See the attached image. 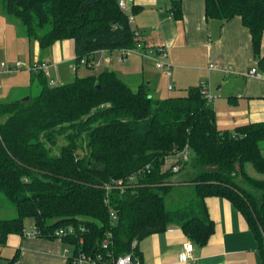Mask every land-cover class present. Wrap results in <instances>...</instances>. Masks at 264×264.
<instances>
[{
	"label": "trees",
	"instance_id": "16d2710c",
	"mask_svg": "<svg viewBox=\"0 0 264 264\" xmlns=\"http://www.w3.org/2000/svg\"><path fill=\"white\" fill-rule=\"evenodd\" d=\"M0 5L41 50L74 40L75 63L97 51L143 42L118 0H0ZM170 12L182 19L179 0ZM205 15L222 23L240 17L264 72V0H205ZM186 92L156 98L147 83L133 89L110 68L76 73L61 85H51L43 70H31L30 101L0 102V193L17 212L0 218V245L11 234L23 235L32 218L50 238L60 227L74 226L76 233L64 238L74 255L101 254L110 261L132 253L141 260L139 242L174 225L205 245L215 230L206 199L219 196L246 219L264 264V178L248 171L250 164L264 174V121L223 130L202 85ZM186 150L193 152L191 161L189 155L178 160V171L165 167ZM180 173L184 179L174 181ZM115 182L122 187L107 188ZM177 183L193 185L195 196L171 209L166 197ZM18 258L16 251L6 261L0 257V264H17Z\"/></svg>",
	"mask_w": 264,
	"mask_h": 264
},
{
	"label": "crops",
	"instance_id": "0c3cea01",
	"mask_svg": "<svg viewBox=\"0 0 264 264\" xmlns=\"http://www.w3.org/2000/svg\"><path fill=\"white\" fill-rule=\"evenodd\" d=\"M179 1L182 7L181 20L175 19L170 12L173 0H135L130 9L135 16L132 28L142 32L143 47L156 48L163 45L169 50V61L173 64L171 77L162 72H159V76L156 74V56L152 55L141 58L143 56L132 53L135 56L123 62L118 59L121 50H101L90 57L101 59L104 62L101 68H111L108 67L111 64V69L126 82L137 74L141 75L138 86L147 83L149 92L156 98L169 97L165 95L167 91L176 88L187 91L191 86L206 84L214 96L212 105L216 109V93L229 95L232 103L229 100L230 105L226 107L230 108L221 113L220 117L217 116L218 126L223 130L233 131L241 124L264 121V77L249 75L251 69L258 68V65L248 28L243 25L240 17L225 23L218 19H208L205 15V0ZM134 8L137 10L134 11ZM69 40L56 42L51 52L41 50L37 41H31L39 56L37 61L48 58L51 64L49 68L67 64L75 75L80 74L79 66L74 70L76 61L70 60L68 52L64 53L65 47L70 49ZM24 41L29 40L25 38ZM44 51L47 53L44 54ZM206 62H210L207 70L204 66ZM210 64L213 68H210ZM82 69L85 72L82 76L98 74L94 68L82 66ZM241 78L245 81L241 82ZM57 80L59 76L52 78L54 83ZM169 84H173L172 89ZM234 92L238 96H233ZM240 101L245 103V109L237 108ZM248 171L251 174L249 168ZM258 178H264V174ZM206 203L215 230L205 245L194 243L191 258L182 260L184 244L190 239L179 226L174 225L139 242L140 264H262L255 237L240 210L224 197L211 196L206 199ZM34 225L32 219L31 227L25 230L32 229ZM64 240L11 234L7 244L0 246L6 249L7 259L18 251L17 264H66L65 249L73 247ZM0 257L4 258L2 252Z\"/></svg>",
	"mask_w": 264,
	"mask_h": 264
},
{
	"label": "rangeland",
	"instance_id": "374dc122",
	"mask_svg": "<svg viewBox=\"0 0 264 264\" xmlns=\"http://www.w3.org/2000/svg\"><path fill=\"white\" fill-rule=\"evenodd\" d=\"M25 38L26 37L24 33V27L21 24L20 20L4 13L0 5V66L2 62H5L8 68L11 66L16 67L18 66L19 63H21L22 65L21 69H19L18 71H14L12 73H7L6 71L1 70V67H0V102L19 100L24 96H29L30 94L29 80H30V73H31V65L35 64L39 56L36 53L34 42L31 43L29 41H24ZM69 42H70V49L68 50V48L65 47L64 53L66 54L68 52L70 56V60H75L76 54H75L74 40L70 39ZM53 48L54 46L52 45L46 51L51 52ZM139 48L140 50H144L142 42ZM46 51H44V54L47 53ZM131 54L132 53L127 55V59L128 57L132 59V57L135 56L133 54H132L133 56H131ZM135 54H138V53H135ZM152 56L155 57L156 53L152 52ZM141 58H148V57L143 56ZM115 59L116 58H113V60ZM97 60H101V59L97 58ZM209 63L210 62H206L204 64V66L206 67V70L209 66ZM129 65L130 63L127 66ZM73 66H75V63ZM82 66L83 68H87L85 65H80L79 75L85 73L84 69H82ZM98 67L94 68L96 69L95 71L98 73L99 71L101 72L103 69L106 68V67L101 68L100 66ZM108 67L112 68L113 66L109 64ZM159 72L161 74L162 71L160 69H156V74L158 76L160 75ZM46 74L48 76V79L51 85H54V84L61 85L64 83H68L75 78V72L67 64H63L61 66L53 65L51 68L48 69V71H46ZM56 76H59V80H57L55 83H52V78ZM140 78H141V75L137 74L134 78H132V80L128 81L130 86L133 89H137L138 82H140L141 80ZM239 80L241 82L245 81L244 78H241ZM163 83H164L163 85H165L166 81L164 80ZM37 92H38V88L35 87L34 93H37ZM186 93H187L186 91L176 88L174 90L167 91L165 95L175 96V95H185ZM216 94H217L216 109L218 111V112L216 111V113H217V116L220 117L222 115L221 113L228 111V109L230 108V107H226L230 105L229 103L230 98L228 97L229 95L225 93L223 94V92H217ZM233 96H238L237 92H234ZM220 105H221V109H220ZM244 106H245V103L243 101H240V105H237V108L245 109ZM64 143H65L64 138L60 137L59 145H62ZM263 146H264V142H263ZM188 155H189L188 160L191 161L192 160L191 158L193 157V152L188 150ZM248 166H249L248 168L250 169L252 175L256 177L258 176L262 177V174H259L253 168L252 165L249 164ZM184 173H180L176 175L174 177V181L181 182V180L184 179V175H183ZM194 196H195V191H194L193 185L177 183L174 189L167 195L166 201H167L168 206L171 209H173L175 207H180V206L185 205ZM16 216H17V212H16V208L14 207V205L3 194L0 193V218L11 219ZM31 221H32V218H29L26 220L27 228L31 227ZM1 252H2V255L4 256L3 260L6 261L7 260L6 254H5L6 249H4L2 246H0V253ZM84 264H99V263L86 262Z\"/></svg>",
	"mask_w": 264,
	"mask_h": 264
},
{
	"label": "built area",
	"instance_id": "2783aa9c",
	"mask_svg": "<svg viewBox=\"0 0 264 264\" xmlns=\"http://www.w3.org/2000/svg\"><path fill=\"white\" fill-rule=\"evenodd\" d=\"M160 1H164V0H160ZM118 3H119L121 10L124 11L128 15L129 21L133 23L135 20V16L130 11V9L134 5L135 0H118ZM139 33H140L139 31H135V35L137 38L139 37L138 36ZM140 45H141V42L139 41L134 48L121 49V54L118 59L120 61H126L127 55L130 53H138L142 56L150 57V55H152V52H155L156 53V59H155L156 67L160 69L162 73L167 77H171L173 75V64L169 61V57H170L169 50L165 46L160 45L156 48L143 47L144 50H140L139 48ZM90 58H91L90 56L89 58H82L80 62L75 63L74 70H76L77 67L80 65H85L88 68H95L98 66H102L104 64V62L101 60H95L93 58H91L93 59L91 60ZM50 66L51 64L49 62V59L47 58L42 61L35 62V64L31 65V70H43L46 73V71H48ZM0 67H1V70L6 71L7 73H12L14 71H18L19 69H21L22 65L21 63H19L18 66L16 67L11 66L8 68L6 63L2 62ZM210 68H213V65H211ZM249 75H256L259 78L264 77V73L259 72L257 67L252 68L251 71L249 72ZM52 83L54 82L52 81ZM169 88L172 89L173 84H169ZM202 90L205 94V97L208 99V101L212 102L214 96L209 92L206 84L202 85ZM187 158H188V150L184 152H178L171 156V158L166 162L165 167L166 168L172 167L174 171H178L179 165L176 162L181 159L186 160ZM115 186H121V185H119V182H115L114 185H109L107 188L111 189L112 187H115ZM111 215L113 218H116V215L114 212H111ZM81 230H84V228H82ZM75 233H76V229L74 228V226L69 225L66 227H60L57 230H55L53 236L62 239V238H66L71 235H74ZM24 236L40 237V236H44V234L40 228L34 225L32 229L24 231ZM80 241L83 242V238H81ZM107 244H108L107 240L104 241V245L107 246ZM193 250H194V243L192 241L186 242L184 244V252L182 253V260L187 261L189 258H191ZM65 252L67 254L66 264H84L86 262L99 263V264H140L141 263V260L137 256H134L132 253L124 254L117 259H114L113 257H111V260L107 261L103 258L101 254H96L95 256H91L85 253L74 255L73 248H66Z\"/></svg>",
	"mask_w": 264,
	"mask_h": 264
},
{
	"label": "water",
	"instance_id": "95a60500",
	"mask_svg": "<svg viewBox=\"0 0 264 264\" xmlns=\"http://www.w3.org/2000/svg\"><path fill=\"white\" fill-rule=\"evenodd\" d=\"M99 87V85L97 86ZM20 102H29L30 101V96H24L21 99H19Z\"/></svg>",
	"mask_w": 264,
	"mask_h": 264
}]
</instances>
